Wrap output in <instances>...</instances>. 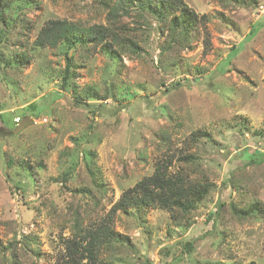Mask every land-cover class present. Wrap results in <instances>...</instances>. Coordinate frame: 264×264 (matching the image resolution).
I'll list each match as a JSON object with an SVG mask.
<instances>
[{
  "label": "rangeland",
  "instance_id": "374dc122",
  "mask_svg": "<svg viewBox=\"0 0 264 264\" xmlns=\"http://www.w3.org/2000/svg\"><path fill=\"white\" fill-rule=\"evenodd\" d=\"M29 1L0 47L4 56L23 55L14 66L0 61V242L7 247L0 264L11 257L18 264H56L73 218L85 227L99 222L162 160L171 172L213 185L191 224L177 227L156 206L141 217L117 210L109 223L127 241L101 249L98 264H264V0H184L205 18L180 46L153 16L129 5L116 14L126 41L115 61L98 47L68 50L79 90L102 95L109 87L113 94L82 96L88 104H75L70 86L60 88L61 49L33 48V41L50 19L108 25V5ZM128 39L137 53L126 50ZM35 100L33 116L25 108ZM24 116L31 121L13 133ZM232 204L238 212H261L237 215Z\"/></svg>",
  "mask_w": 264,
  "mask_h": 264
},
{
  "label": "trees",
  "instance_id": "16d2710c",
  "mask_svg": "<svg viewBox=\"0 0 264 264\" xmlns=\"http://www.w3.org/2000/svg\"><path fill=\"white\" fill-rule=\"evenodd\" d=\"M233 1L243 3V0ZM15 2H21V7L17 6L12 11L13 15L9 14V9L12 3ZM30 4L29 0H0V47L9 39V26L15 20L14 18ZM102 4L108 5L109 8L108 25L94 24L84 27L79 23L65 19H50L40 27L33 41V48L49 46L61 49L64 55V67L59 74L60 88L66 90L70 86L75 104H88L85 99L104 100L113 95L108 91L109 87H106L102 95L87 90H79L75 81H72L77 67L73 63L72 54L68 56V50L84 48L87 51L91 47H98L107 57L115 61L114 59L119 56L117 49L124 51L126 41L116 30L115 22L118 12L126 11L131 4V6H136L140 14L146 13L153 16L160 24V31L163 34L166 32L167 37L172 39L173 44L175 43L176 46L189 42L205 18V15L199 16L184 0H115L112 4L105 3L104 0ZM14 12H16V15H14ZM176 38H178L177 41ZM127 42L129 43L127 46L129 49L126 50L133 53L139 51V46L135 42L129 39ZM113 45L116 48H113ZM167 46H170V44ZM6 56H4V51L1 48L0 61L7 66H14L17 61H22L23 58V55H21V60H16L12 54H7ZM114 70L115 63L112 71ZM82 96L85 99H82ZM37 108H39L38 100H35L28 104L25 110L32 111V115L36 116L37 112L33 110ZM183 160L185 163H193L194 159L191 156H185ZM169 164V160L156 162L152 173L138 180L133 186L126 188L112 204L106 217L101 218L99 222L85 227L82 226L78 218H73L71 226L72 237L65 241L64 254L56 264H98V255L101 249L112 248L116 242L124 244L127 241V237L123 234L115 233L109 223L112 215L117 210L127 213L129 209H133L135 214L141 217L146 208L156 206L167 210L170 213L172 222L177 227H188L191 224L193 212L212 189L213 185L205 179L190 177L183 171L171 172L168 170ZM67 179L68 175H64L62 181L65 182ZM95 182L97 186L104 187L102 181L97 182L95 180ZM220 186L221 188L226 187L227 182L225 180L221 181ZM223 204L224 201L219 203L220 206ZM231 210L237 215L248 214L255 216L256 213L261 212V208L257 207L251 208L248 212H238L233 204L231 205ZM182 246L185 251H189L192 248V243L185 241ZM6 248L0 242V257L4 254ZM183 252L181 251L173 260L180 259ZM7 264L18 263L11 257ZM142 264H149V261L146 259Z\"/></svg>",
  "mask_w": 264,
  "mask_h": 264
},
{
  "label": "water",
  "instance_id": "95a60500",
  "mask_svg": "<svg viewBox=\"0 0 264 264\" xmlns=\"http://www.w3.org/2000/svg\"><path fill=\"white\" fill-rule=\"evenodd\" d=\"M31 119L28 116H24L17 124V126L13 129V133L17 132L25 125V123L30 122Z\"/></svg>",
  "mask_w": 264,
  "mask_h": 264
}]
</instances>
